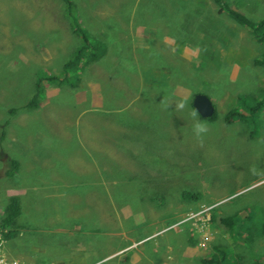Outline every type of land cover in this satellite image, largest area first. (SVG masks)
<instances>
[{
	"label": "rangeland",
	"instance_id": "rangeland-1",
	"mask_svg": "<svg viewBox=\"0 0 264 264\" xmlns=\"http://www.w3.org/2000/svg\"><path fill=\"white\" fill-rule=\"evenodd\" d=\"M131 1L0 0V264H35L36 232L7 243L13 229L1 224L17 189L36 184L23 202L55 220L45 236L76 221L100 226V215L120 235L95 234L94 249L156 232L144 248L159 255L172 246V264L195 255L199 264L218 243L230 264H264V32L216 17L224 6L264 21V0H133L117 9ZM86 36L108 48L106 59L84 58L66 81H44L40 107L25 109L37 81L62 77ZM192 69L195 89L184 75ZM196 91L216 118L194 110ZM197 121L207 127L199 138Z\"/></svg>",
	"mask_w": 264,
	"mask_h": 264
},
{
	"label": "crops",
	"instance_id": "crops-1",
	"mask_svg": "<svg viewBox=\"0 0 264 264\" xmlns=\"http://www.w3.org/2000/svg\"><path fill=\"white\" fill-rule=\"evenodd\" d=\"M91 93V92H90ZM108 133L101 132V135L107 136ZM69 178L68 176H65ZM36 189H39L38 184L31 187H19L17 189V195L22 201V212L26 210V217L22 222V217L20 215L19 223L23 226L17 230L14 225L10 229H13L11 236L14 234L15 237L11 241L15 240L18 242L20 240H25L27 232L32 228L37 234L36 246L28 244L31 247H35V251H38V255H35V259L32 257L33 254H30L32 257V262L35 264H106L111 260H116L117 264H172L170 257L166 256V253L173 251V247L169 246V250L164 251V253H157L155 247L154 251L151 253V250L144 248L151 240L156 236V232L147 235L141 239H137V234L131 233L130 236H125L124 243H120L118 246L108 241L104 247L102 245L94 249L92 237L95 234H103L109 236H119L120 234L116 232L117 225L112 220L113 227L108 228L107 216L103 221V216H98V222L100 226L84 220L81 222L70 223V226L65 227V234H54L52 236H45L44 231H47L49 228V223L54 219L52 216L46 217L36 212H29L31 209L38 210L40 209L39 205H32L26 203L24 205V198L27 197L30 191L36 192ZM28 194V195H27ZM88 202H92L88 199ZM97 205V204H96ZM70 208V207H69ZM75 211V210H74ZM131 216V215H130ZM4 217L3 214L0 215V219ZM36 217H41L43 220L39 222L36 220ZM55 221V220H54ZM220 222V221H219ZM105 223L106 225H102ZM60 229V228H59ZM58 229V230H59ZM16 232V233H15ZM177 234H182L183 244L188 242V237L186 232L178 229ZM225 238H228L226 243L232 241L231 234H224ZM10 241V242H11ZM103 242V241H102ZM222 243H218L216 246H220ZM194 248H190L188 254H196ZM51 253L53 256L45 257V253ZM44 256V257H40ZM198 257H184V262L179 264H198ZM33 262V263H34ZM199 264H202L200 262Z\"/></svg>",
	"mask_w": 264,
	"mask_h": 264
},
{
	"label": "trees",
	"instance_id": "trees-1",
	"mask_svg": "<svg viewBox=\"0 0 264 264\" xmlns=\"http://www.w3.org/2000/svg\"><path fill=\"white\" fill-rule=\"evenodd\" d=\"M217 4L220 3V5H222L223 0H214ZM224 3V2H223ZM135 2L132 0L128 7L126 8L125 5H117V9H122V10H126L129 8H132L134 6ZM219 6V4H218ZM111 7V6H110ZM112 8H114V5H112ZM220 10L219 13L216 14V17L218 16V18H220L221 16H229L230 18H232L233 20H235L236 22H238L242 27H250L251 29H253L256 32L259 31H263L264 32V21H253L251 20L248 16L235 11L233 9L230 8H224V6H219ZM199 13V12H198ZM200 14V13H199ZM190 19H197L199 20V18H194L192 16L189 17ZM71 29H80V23L76 22L74 24H71ZM211 26L214 28H220L219 22L215 23L212 22ZM206 28V27H204ZM77 32V30H76ZM263 39H264V33L262 35ZM85 45L81 48H79L76 53L72 56V58L64 65V72L62 73V77L54 75V76H49L47 78L44 79H39L36 83V93L35 95L32 97V100L26 104L25 106H23L25 109L29 110H34L40 107L41 104V100H42V95H41V88H42V83H44V81L47 82H54L57 81L58 79H60L61 81H66L65 79H69V73L68 72H72L75 71V69H78V65H80V62L84 60V58L87 59H92L93 61L97 60V58L101 59H106L107 56V49L106 46L103 45V43L100 41V39H98V41H94V43L90 42L88 37L86 36L85 38ZM89 52L88 54H86V52ZM198 71L195 70H189L188 73H184L185 75V80H186V85L190 86L192 88H196L195 84L198 80V76H197ZM74 75H77V73H73ZM195 79L194 81H192L191 83L188 84V81L191 79ZM56 83V82H54ZM61 84H64V82H62ZM200 91H196L194 93V96L192 97V99L195 97L196 94H198ZM192 102V100H191ZM184 103V102H183ZM190 105V103H189ZM192 107L193 103H192ZM261 105H258L257 107L251 108V112L255 111L256 109L260 108ZM195 110V109H194ZM196 111V110H195ZM16 112V111H15ZM238 113V111H236L235 109H232L229 111V113L226 116V120L228 122L231 121L232 117L235 116ZM106 115L105 113H103V116ZM217 116V112L215 111L214 115L208 119H214ZM204 118V117H203ZM9 173V171L7 172V174ZM9 174H12L9 173ZM69 178L72 180H76L75 177L72 174H68ZM17 184V182H15ZM39 190L42 189V186L39 185ZM185 197L187 199H191L193 198L194 200H198L200 198L199 194L196 195H185ZM22 201L21 199L17 196L13 202V205L11 204L9 206L10 209H7V213L8 215L5 216V219L3 220V223L1 224V227H4L5 225L7 226H12L15 223H17V226L19 228H21L23 225L19 223V217L20 215L23 214L22 212ZM32 205H36L37 203H30ZM48 206V205H46ZM42 208V205L40 206V209ZM38 209V210H40ZM47 210H51V208H46ZM33 210V209H31ZM38 210H36V213H40L41 215H47V212H38ZM6 213V214H7ZM238 214H234V215H230V216H226L225 218H222L221 220H219L222 224L226 223V224H231L233 221H235L238 218ZM248 219V218H247ZM15 230V227H14ZM16 233V232H15ZM16 234H14L12 236V238L15 237ZM223 247L222 246H214L213 248V252H211L210 254H208L206 257H204L202 259V264H230L229 262H227V258L228 255L223 251Z\"/></svg>",
	"mask_w": 264,
	"mask_h": 264
},
{
	"label": "water",
	"instance_id": "water-1",
	"mask_svg": "<svg viewBox=\"0 0 264 264\" xmlns=\"http://www.w3.org/2000/svg\"><path fill=\"white\" fill-rule=\"evenodd\" d=\"M193 106L196 111L204 118L214 115L215 108L211 99L204 93H198L194 97Z\"/></svg>",
	"mask_w": 264,
	"mask_h": 264
},
{
	"label": "clouds",
	"instance_id": "clouds-1",
	"mask_svg": "<svg viewBox=\"0 0 264 264\" xmlns=\"http://www.w3.org/2000/svg\"><path fill=\"white\" fill-rule=\"evenodd\" d=\"M225 16H227V15H225ZM193 132L199 138L201 136V134L207 132V127L205 124L197 121L193 124ZM6 233H8V230L6 231Z\"/></svg>",
	"mask_w": 264,
	"mask_h": 264
},
{
	"label": "flooded vegetation",
	"instance_id": "flooded-vegetation-1",
	"mask_svg": "<svg viewBox=\"0 0 264 264\" xmlns=\"http://www.w3.org/2000/svg\"><path fill=\"white\" fill-rule=\"evenodd\" d=\"M3 155H4V153L1 156H3ZM4 156H6V155H4ZM4 239H5V242L8 243V242H10L12 240V236L9 233H5Z\"/></svg>",
	"mask_w": 264,
	"mask_h": 264
},
{
	"label": "bare ground",
	"instance_id": "bare-ground-1",
	"mask_svg": "<svg viewBox=\"0 0 264 264\" xmlns=\"http://www.w3.org/2000/svg\"><path fill=\"white\" fill-rule=\"evenodd\" d=\"M110 23V22H109ZM195 109V108H194ZM196 110V109H195ZM216 111V110H215ZM197 112V111H196ZM3 243V242H2Z\"/></svg>",
	"mask_w": 264,
	"mask_h": 264
},
{
	"label": "built area",
	"instance_id": "built-area-1",
	"mask_svg": "<svg viewBox=\"0 0 264 264\" xmlns=\"http://www.w3.org/2000/svg\"><path fill=\"white\" fill-rule=\"evenodd\" d=\"M209 215L211 216V214L209 213ZM194 216V215H193Z\"/></svg>",
	"mask_w": 264,
	"mask_h": 264
}]
</instances>
